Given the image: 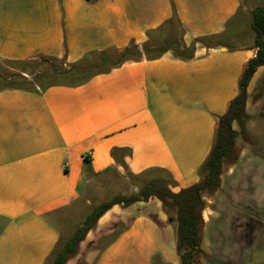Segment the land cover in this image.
<instances>
[{"label": "crops", "instance_id": "0c3cea01", "mask_svg": "<svg viewBox=\"0 0 264 264\" xmlns=\"http://www.w3.org/2000/svg\"><path fill=\"white\" fill-rule=\"evenodd\" d=\"M256 1L0 0V61L73 66L132 44L143 52L149 32L171 25L195 44L190 60L169 51L78 86L0 90V264H51L62 240L54 219L112 172L164 175L173 192L201 183L219 119L257 54L255 39L229 27L263 8ZM246 112L253 143L237 140L238 161L223 164L220 188L204 197L200 264H264V66L249 83ZM66 264H180L176 225L157 198L114 206Z\"/></svg>", "mask_w": 264, "mask_h": 264}, {"label": "trees", "instance_id": "16d2710c", "mask_svg": "<svg viewBox=\"0 0 264 264\" xmlns=\"http://www.w3.org/2000/svg\"><path fill=\"white\" fill-rule=\"evenodd\" d=\"M252 29L255 32V47L257 48L256 57L251 59L245 69L240 81V93L238 97L231 103L227 113L219 119L218 127L215 132L213 148L207 157L205 163L199 169L201 183L189 188L173 192L171 180L166 176H156L147 181V183L138 189L137 193L131 195H117L111 200L96 206L83 220L82 224L77 228L74 234L65 242H60L53 254L52 264H66L71 258H74L80 244L85 240L91 230L95 228L98 221L114 206L121 205L129 207L138 202H148L151 198H157L161 203L164 212L171 222L176 225V248L180 256V264H200L199 257L204 254L202 243L204 239L205 221L203 219V211L206 203L204 197L212 196L221 186L222 167L224 163L235 164L239 159L237 150V140L242 137L245 142L253 143L251 135L246 129V103L247 89L251 79L256 71L264 66V7L258 8L252 15ZM168 27L148 33V42L143 47V52L132 44L131 47L124 52L118 54L117 60L110 56L102 54H91L85 57L81 62L73 65L70 69L64 71L67 76H79L74 84H54L51 86L67 85L78 86L87 83L95 76L110 71L127 61L156 60L161 58L165 53L171 51L175 57L181 60H190L195 53V44L187 47L182 39L178 42L162 47V43L169 41L167 34ZM183 34V32H182ZM154 45L155 47H150ZM98 57L102 61L103 69L92 72L89 68H84L85 63L91 59ZM48 61H57L53 58H44ZM65 61V58L62 60ZM8 63H22L26 61H2ZM26 73V71H24ZM18 80L28 83L29 80L24 76H17ZM6 89H27V88H2ZM33 89V88H30ZM237 124L240 131L234 130L233 125ZM121 153L126 155L127 151L114 150L113 155ZM87 161V160H85ZM88 163V162H87ZM131 180H138L134 176H130ZM175 211L173 218L171 212Z\"/></svg>", "mask_w": 264, "mask_h": 264}, {"label": "rangeland", "instance_id": "374dc122", "mask_svg": "<svg viewBox=\"0 0 264 264\" xmlns=\"http://www.w3.org/2000/svg\"><path fill=\"white\" fill-rule=\"evenodd\" d=\"M256 4L260 7H264V0H257ZM252 12L245 14L241 21V26H239L240 21L237 20L234 24L229 27L228 35L236 32L240 27L239 33L241 34V39L245 40H254L255 32L251 28L252 23ZM170 37L169 41L163 42L162 47L173 45V43L178 42L181 37L180 29L176 25H171L167 32ZM216 41V39H214ZM226 40V38H225ZM228 43L237 46L242 42H236L235 40L228 37L226 40ZM218 42H223L221 39H218ZM157 45L154 43L150 47H155ZM112 59L117 60L118 54L112 53ZM84 68H90L92 72H96L99 69H103L102 61L100 58L95 57L84 64ZM72 66L67 65L65 61H48L44 58H35L22 63H8L0 61V89L2 88H33V89H43L54 84H74L79 76H67L64 74L66 70L70 69ZM99 68V69H98ZM26 71V73H24ZM26 77L29 82L26 84L18 80L17 76ZM151 176V175H150ZM149 175L138 180L125 179L117 173L112 172L108 176H103L96 181H91L89 184H85L82 188V199L80 202H77L73 208L69 209L61 219H54L59 230L62 234L61 242H65L69 239L77 228L82 224L85 217L99 204L111 200L117 195H131L137 193L138 189L144 186L148 178H151ZM160 176L155 175L153 176ZM172 217H175V211L171 212ZM202 256L199 257V260ZM53 257L51 258L52 261ZM73 259V258H71ZM70 259V260H71ZM52 264V263H51Z\"/></svg>", "mask_w": 264, "mask_h": 264}, {"label": "built area", "instance_id": "2783aa9c", "mask_svg": "<svg viewBox=\"0 0 264 264\" xmlns=\"http://www.w3.org/2000/svg\"><path fill=\"white\" fill-rule=\"evenodd\" d=\"M91 156H92V154H91V153H87V154L84 156V158H85V160H88V159H90V158H91Z\"/></svg>", "mask_w": 264, "mask_h": 264}]
</instances>
